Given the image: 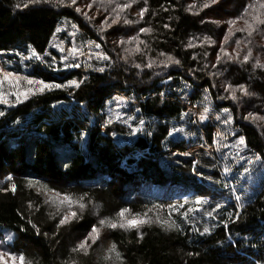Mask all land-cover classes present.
<instances>
[{
  "label": "trees",
  "instance_id": "16d2710c",
  "mask_svg": "<svg viewBox=\"0 0 264 264\" xmlns=\"http://www.w3.org/2000/svg\"><path fill=\"white\" fill-rule=\"evenodd\" d=\"M23 2L0 0V55L20 58L21 55H29L31 48L45 58L51 52L56 29L63 21L69 20L79 27L86 39L103 45L111 57L107 62L111 67L103 73L87 71L82 76L71 72L66 77L65 74L56 75L48 65L30 60L27 66L32 78L56 83L84 77L87 80L80 88L53 89L17 106L0 108L5 113L0 116V188H9L7 192L0 191V234L7 232L19 237L7 246V252L23 253L33 264H64L67 260H76L77 264H104L107 247L116 242L125 264H264V180L255 188L252 181L248 187L233 186L221 180V172L213 167L215 164L202 148L193 157L181 155L188 152L187 147L191 144L188 141L173 143L168 135L173 127L183 128L179 123L181 114L189 111L182 101L187 96V85L193 94L202 93L191 97L193 105L196 101H204V93L218 109L229 108L238 134L245 137L249 150L264 154V121L242 119L248 112L264 116V68L254 67L257 59L264 62V38L254 36L250 45L253 60L248 64L229 63L212 67L219 51L217 45L200 44L204 36H210L217 42L222 40L223 33L227 31L226 24L212 21L234 18L249 0H220L203 11L199 8L203 0H148L149 12L143 21L130 26L114 25L103 34L98 32L93 22L75 12L74 7H61L55 3L16 7ZM86 2L91 3L92 0ZM194 2L197 7L186 10ZM93 6L103 15H107L104 10L111 7L107 0L104 4L96 0ZM142 6L141 0L140 4L122 15L137 19L135 13ZM196 12L199 14H193ZM165 24L169 28H164ZM140 27L154 29L152 34H140L151 49L148 56L164 59L157 56L163 51L179 59L181 64L166 69H138L133 65H143L147 57L137 54L128 62L119 59L118 54L125 55L124 47L134 48L135 45L120 46L114 41L135 35ZM240 35L237 34L238 37ZM189 40L196 46L185 47ZM226 47L231 52L235 44L230 42ZM205 51L208 52L207 57L203 56ZM217 71L222 75L213 76L212 73ZM226 83L245 84L256 95L243 97L238 92L239 101L219 99L227 95L223 90ZM174 87L178 92H174ZM161 93L164 94L162 98ZM115 95L127 97L135 105L133 117L137 113V118L132 125L141 129L136 138L126 126L119 124H97L90 128L92 120L98 122ZM72 102L85 107L74 106ZM63 105H73V108L57 109ZM140 120L144 121L143 125ZM113 133L127 141L125 149L114 140ZM208 138L212 143L211 130ZM128 139L132 141L131 146ZM170 146L171 153L168 150ZM199 146L202 147L201 144ZM193 160L198 161L195 167L200 175L193 171ZM209 174L215 176V181L208 179ZM9 176L11 181L7 179ZM29 181L33 182L32 187H29ZM148 182L153 186H148ZM12 183L16 184L15 192L10 190L9 184ZM137 183L145 186L142 193L135 191ZM225 183L228 187H224ZM168 185H178L188 192L165 199L163 192ZM56 193L73 196L87 193L91 203L82 220L61 228L59 235L53 238L51 233L55 226L49 216L56 209L44 201L49 196L55 197ZM237 195L241 196L243 208L236 207L232 201ZM201 196L210 203L190 214L194 224L181 222L178 214L172 213L171 218L182 225L179 232L165 231L157 224L144 225L139 229L143 233L141 239L135 229H104L103 241L93 245L89 255L71 252L78 238H82L89 225L96 221L97 214L112 217L120 208L128 207L133 213L153 209L149 216L155 218L159 214L161 218L168 219V205L187 201L185 208L181 209L184 211L198 207L195 200ZM214 201L222 208L214 213L216 219H211L204 215V211L214 208ZM30 203L33 205L31 208ZM235 212H240L238 220L235 216L229 218L228 214ZM28 219L37 224L41 235L35 234L27 224ZM221 219L227 227L220 222ZM205 226L211 231L201 235ZM21 227H27L28 231L20 232ZM44 232L49 233L47 238Z\"/></svg>",
  "mask_w": 264,
  "mask_h": 264
},
{
  "label": "snow or ice",
  "instance_id": "6c2138e0",
  "mask_svg": "<svg viewBox=\"0 0 264 264\" xmlns=\"http://www.w3.org/2000/svg\"><path fill=\"white\" fill-rule=\"evenodd\" d=\"M51 3H55L56 5L61 7H74L75 12L83 15L85 19L89 20L90 22L94 19V17L89 16L87 12H84L81 6L77 5V0H24L22 4L18 3L16 7L27 8L30 5ZM95 3L96 0H92L91 3L85 4L83 7L91 9ZM100 3L104 4L105 0H100ZM107 3L111 5V7L110 9L106 8L104 10L105 12H107V15H103L101 13L102 19L100 20L99 24L96 25L98 32L102 34L107 33L108 30L112 29L114 25H119L121 23L123 25L129 26L138 24L140 23V21H143L145 19V14L149 12L148 0H142L143 6L140 7L139 10L135 13L137 19H130L127 15L122 14L132 9L134 5L140 4L141 0H124V2H119V0H107ZM217 3H219V0H203V2L199 5L200 11L208 9ZM195 7H197V5L194 2L193 4H190L186 10L191 11ZM164 10L167 11V9ZM193 14L198 15L199 12ZM201 22L203 23L204 21L202 20ZM212 22L216 24L225 23L227 26V31L223 33L222 40H220L219 42L212 40L210 36H204L203 39L200 40L201 46H203L206 42L209 46L216 44L219 49V51L216 53L215 62L212 64V67H216L219 64L227 65L229 63L248 64L250 61L253 60V48L250 45L253 43L254 36L259 35L264 38V0H249V3H247V5L243 7L242 12L234 18L228 19L226 21ZM238 24H240L241 26H237ZM71 27L74 30L77 29V25L74 23L71 25ZM164 28H169V25L165 24ZM61 30L62 29L59 27L56 29L57 32H60ZM153 32L154 29L152 27H140L135 35L127 36L126 39L114 41V43H118L120 46H123L125 44L135 45L134 48L124 47L123 52L125 53V55L120 56L118 54L119 59L128 62L131 56L137 54L147 57V60L145 63H143V65L140 63H136L133 65L135 68L138 69L142 67L148 69H152L153 67H161L162 69H166L171 65H180L181 61L167 52L161 51L157 54L158 57H164V59H157L152 56H148V52H150L151 49L149 48L147 42L140 38V34H152ZM237 33H240L241 35L238 37ZM69 35L74 37L76 35V32L73 31L69 33ZM230 42L235 44V47L232 49L231 52L228 50V47H226V45H229ZM93 45L98 51L92 50ZM85 46L88 47V52H85L83 48L77 47L75 45L68 49L54 45V47L59 48V51L61 53H64L65 51H67L68 53L67 55L60 56V61L62 62L64 69L82 67V65L77 62L79 56H87V59L89 61L93 59L100 62H107L111 60L109 54L102 50L100 43H97L94 40H88ZM195 46L196 45H194L191 40H189V42L185 45V47L187 48H192ZM29 52L30 55L23 56V60L35 59L37 61H40L41 63H46L44 57L40 53L36 52L35 49L30 48ZM17 54L19 55V53ZM46 55L51 56V53H47ZM203 56L207 57L208 52L205 51L203 53ZM56 59L57 58L55 56H51V62L48 63V66L53 67L55 65ZM193 59H195V57H193ZM83 66L89 69L93 68V65L91 63H85ZM107 67H111V65L105 63L103 64V66L96 67L93 70L96 72L103 73L105 72ZM204 67H207V65H205ZM254 67L264 68V62L257 59L255 61ZM54 70L59 69L54 68ZM212 75L218 77L222 75V72L217 71L212 73ZM168 79L171 80L172 77L169 75ZM86 80L87 77H84L83 79H68L66 83L46 82L43 79H35L27 75H21L18 72H12L4 68H0V104L12 105L13 102L17 104L22 103L24 100L29 99L30 96H34L37 93H44L45 91H52L53 89L80 88L81 85L86 82ZM5 83L8 84L9 91L4 90ZM223 90L225 93H227V95L223 97H218L219 99H230L232 101H239L241 97L237 95L238 92L243 97H252L256 95V93L250 91L249 87L245 84L233 85L231 83H226L225 85H223ZM163 95V93L160 94L161 98L163 97ZM10 97H14V101L10 100ZM123 100V97L116 98L117 105L119 106L120 104H122ZM209 112L210 107L204 106L202 110H200L199 121H204L208 119L207 114ZM222 112L226 114V118L221 119V116L217 115L215 117L216 120L220 121L225 125L232 124L233 116L230 113V109L223 108ZM190 114V112L182 113L181 119H183L185 116H189ZM4 115L5 113L3 111H0V116ZM113 116L115 120L122 119V114L119 112H114ZM128 119L131 120L133 119V117L129 116ZM242 119L264 121V116H260L255 112H248V114L246 116H243ZM127 122V120H124V123ZM112 123L113 118L110 117L107 120V124ZM139 123L143 125L144 121L140 120ZM183 131V128L173 127L171 131L168 132V135L172 136L173 133ZM229 134L235 137L234 143L231 146L222 143L223 140H227ZM113 135H115V133H113ZM148 135H151V133H148ZM216 136L220 138L219 140L215 141V143L217 144L215 150L217 152L221 150V147H231L232 149H234V154L230 152L223 154L222 156V159L225 161V163L221 171V176L227 177L233 171L232 167L228 163L229 157H231L232 163L241 164V162H243V164H241V167L243 168L244 174H250L251 172H253L255 170L256 165H259L262 169H264V154L258 152H252L250 155L243 154L245 151L249 150V146L246 143V139L244 136L239 135L238 133H235L231 130L229 132L218 131L216 133ZM211 147L212 145H208L209 149ZM205 154L211 155V152L206 151ZM181 155L189 156L192 155V153L184 152L181 153ZM191 163L193 164V171L197 172L195 165L198 164V161L193 160ZM215 166L216 165H213V167ZM197 175H200V173L197 172ZM7 179L11 181L12 177L9 176L7 177ZM208 179H211V177H208ZM35 183L39 184V181H36ZM32 186L33 182L29 181V187ZM224 187H228V184L225 183ZM10 190L12 192L16 191L15 183H12L10 185ZM0 191L7 192L9 191V188H0ZM232 191L235 192V188H233ZM235 200L237 201L236 207L243 208V204L240 203L241 196H235ZM44 203L49 206H55L56 209V211L54 213H50L49 216V218L54 221L55 230L52 231L51 234L52 237L55 238L59 235L61 228L68 227L73 222H78L83 219L84 213L88 209L91 201L88 199L87 193H83L78 196H73L68 193H56L55 197H48L44 201ZM186 203L187 201H185L184 204L168 205V219L161 218L159 214H156L155 218L149 216V212H152L153 209H148L143 213H133L132 209L128 207L120 208L119 211L116 212L115 215L112 217H101L97 214L96 221L89 225L86 232L82 234V238H78V242L74 244L71 249V252L82 254L85 256L89 255L92 246L97 244V242L103 238L102 233L104 229L123 231H131L135 229L138 231V234L141 239L143 238V233L139 232V229L144 225L157 224L165 231L179 232L181 231L182 225L181 223H178L176 219L171 218L173 212L178 214L181 222H192L194 224L195 222L191 221L190 214L200 211V209L203 208L204 205H208L210 202L208 199L201 196L195 200V204L198 207L187 208L186 210L181 211V209L185 208ZM29 207L31 208L33 207V205L30 203ZM156 207L158 206H153V208ZM221 208L222 205L220 203H216L215 207L211 208V210H205L204 215L211 219H216L214 213ZM228 215L229 218H231L232 216H235L237 220L240 218V212L229 213ZM220 222L224 224L225 227H227V223L223 219H221ZM27 224L31 226V229L34 230L37 236L41 235L40 228L31 219L27 220ZM195 230L197 232H200V229L198 228H196ZM19 231L26 232L28 231V229L27 227H21ZM210 231L211 229L208 226H205L203 228V231L200 232V234H209ZM43 235L47 238L49 233L44 232ZM16 239H19V237L13 233H6L4 239H0V264H3L6 256L10 258L12 264H33L32 260L28 259L23 253L12 254L3 250V247L7 244L8 241H13ZM188 255L191 256L193 255V253H188ZM103 260L104 264H125V258L119 251L116 242H111L109 244L103 256ZM64 264H77V261L67 260L64 262Z\"/></svg>",
  "mask_w": 264,
  "mask_h": 264
},
{
  "label": "rangeland",
  "instance_id": "374dc122",
  "mask_svg": "<svg viewBox=\"0 0 264 264\" xmlns=\"http://www.w3.org/2000/svg\"><path fill=\"white\" fill-rule=\"evenodd\" d=\"M85 4H88L86 2V0H77V5L81 6L82 10L84 12H87L89 16L94 17V19L91 22H93L95 27H96V25H98L100 20L102 19V17H98V15L99 16H102V15L100 12L94 10V6L91 9L83 7ZM74 10H75V8H74ZM72 24H73L72 21H69V20L63 21L59 27L62 30L60 32L56 33V36L53 39V42L51 44V52H50L51 56H55L57 59H56L55 65L53 67H50V68L53 70H54V68L59 69V70H54L56 72V75L65 74V76L67 77V75H69V73L77 72V73L81 74L82 76H84L85 72L94 71L93 70L94 68L99 67V66H103V64L108 62V61L107 62H100V61H96L95 59L89 61L87 59V56H79L77 59V62L80 63L82 65V67L71 68V69H64L63 68L62 62L60 61V56L61 55H67L68 53H67V51H65L64 53H61L59 51V48L54 47V45L59 46V47H63L65 49H68V48L72 47L73 45H75L77 47L83 48L85 52L89 51L88 47L85 46L88 39L85 38L84 33L79 29L78 26H77V29L74 30L71 27ZM237 26H241V25L238 24ZM73 31L76 32V35L74 37L69 35V33L73 32ZM237 34L239 35L240 33H237ZM101 48L103 51H105L103 45H101ZM92 50L98 51L97 49H95L94 45L92 46ZM28 53L30 55V52H28ZM23 56L24 55H21L20 58H15V57H8V55L7 56L0 55V68H4V69H6L8 71H12V72L19 71L20 72L19 74H21V75L31 76L32 72L30 71L29 67L27 66V62H29L30 60H23L22 59ZM51 56L47 55L44 58L46 63H41L40 61H38V62L41 64L48 65V63L51 62ZM31 60H35V59H31ZM85 63H91L93 65V68L92 69L85 68L83 66ZM4 90L9 91V86L7 83H5V85H4ZM174 90H175L174 92H178L177 87H174ZM185 92H186L187 96H184V100H182V101H183L184 106L187 107V109L189 110L188 112H190L191 114L189 116H185L182 119L181 123H179V127L183 126L184 131L180 132V133H178V132L173 133V135L170 136V140H172L173 143H180V142L184 143V142L188 141L191 144V146H188L187 149H188V152L192 153V155H190L192 157L195 156V152L198 151L199 148H202V150H204L205 152L210 151L211 155H207V156L210 157V159L212 160V163L216 165L214 168H216L217 170H219L221 172L223 165L225 163V161L222 159L223 154L230 153V152H232L234 154V149H232L231 147H221V150L219 152H217L215 150L217 147V144L215 143V141L219 140L220 138H218L216 136V133L218 131L223 132V129H226L227 130L226 132H229L231 130L235 133H238V129L234 125V119H233V123L230 125H225V124L221 123L220 121H217L215 118L217 115H220L221 119H224V118H226V114H224L222 112V109H218L215 106V104L213 103V101H211V99L209 100V97L207 94L203 93V99H204V101H206L204 104H203L204 101L202 103H200L199 101H196V104L193 105V101L191 100V97H193V95L194 96H200V95H202V93H200V95H198V93L196 95L193 94L192 89L187 85L185 87ZM39 94H41V93H37L36 95H39ZM31 97H33V96H30L29 99ZM119 97L120 96H118V95L114 96V98L110 102L111 104H108L106 110H103V114L101 115L98 122L96 119L92 120L93 124L90 126V128L93 129L95 127V125H97V124H100V125L103 124V126H107V125L111 126V124H107V120L110 117H112L113 118L112 124H119V125L126 126V129L128 130V132L130 134H133V136L136 138V136L139 134L141 129L138 130V128H135L132 125L136 120L135 117L137 118V113L133 117L134 112H136V110L134 108L135 105L132 101H129L127 97H123L124 98L123 103L118 106L116 103V98H119ZM205 97H206V99H205ZM9 99L14 101V97H10ZM24 101H26V100H24ZM72 103H74V102H72ZM18 104H20V103H18ZM18 104L14 103V102L12 105L0 104V108H2V107L11 108V107L17 106ZM73 105L74 106L78 105V106L83 107V108L85 107V106L79 105L77 103H74ZM73 105H67V107L65 105L58 106L57 109L60 110L61 108H63V109L67 108V110H70L73 108ZM204 106L210 107V112L207 114L208 119H206L204 121H199V113H200V110H202V108ZM84 111H86V108ZM114 112L121 113L122 119L121 120H115L114 116H113ZM129 116L133 117V119L129 120L128 119ZM124 120H127L128 122L124 123ZM209 130H211L213 133L212 143H210V140L208 138V131ZM113 137H114V140L116 142H118V144H120V146L122 148L125 149V147H126L125 143L127 141L124 140L123 138H120L117 135H114ZM234 140H235V137L233 135L229 134L227 140H223L222 143L231 146L234 143ZM128 143H129L128 145L131 146V143H132L131 139H128ZM199 144H201L202 147H200ZM208 145H212V147L209 149ZM171 148H172V146H170L168 148V150H170ZM169 153H171V150L169 151ZM251 153L252 152L250 150H248V151H245L243 154L244 155H250ZM228 163L232 167L233 171L227 177L222 176L223 179H221V180L228 181L233 186H235L236 184H240V185H247V187H248L249 185H251V181H252V186L255 188L256 186H258L259 182L264 180V169H262L259 165H256L255 170L253 172H251L250 174H244L243 168L241 167V164H243V162H241V164L232 163L231 157H229ZM212 172H213V170H212ZM209 175L211 178H213L212 180L215 181V179H214L215 176H213L211 174H209ZM9 183H11V182H9ZM2 184L3 183H1V186H2ZM9 185H11V184H9ZM233 188H235V187H233ZM142 190L143 189H141V187H139V185L137 184L135 191L138 193L139 191L142 192ZM236 203H237V201H236ZM212 204L216 205V202L214 201V202H212ZM91 206L96 209L95 205H91ZM6 233L7 232H3L2 234H0V239H4ZM103 236L104 235L102 233V237ZM102 241H103V238L98 242H102ZM11 244H12V241H8L7 244L3 247V250L5 252H7V246H9ZM3 264H12V262H11L10 258H8L6 256Z\"/></svg>",
  "mask_w": 264,
  "mask_h": 264
}]
</instances>
